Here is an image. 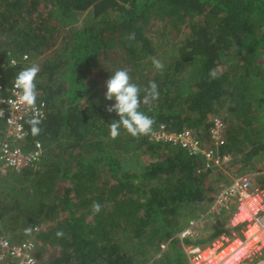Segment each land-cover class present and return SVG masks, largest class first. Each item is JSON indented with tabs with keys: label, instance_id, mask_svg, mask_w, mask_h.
Here are the masks:
<instances>
[{
	"label": "trees",
	"instance_id": "1",
	"mask_svg": "<svg viewBox=\"0 0 264 264\" xmlns=\"http://www.w3.org/2000/svg\"><path fill=\"white\" fill-rule=\"evenodd\" d=\"M82 12L89 23L74 28ZM153 20L165 21L169 34L188 28L172 43V60H159L162 69L152 62ZM25 53L40 68L37 98L47 109L26 120L24 147L39 142L42 153L33 166L0 176V232H19L11 233L15 241L34 236L39 264H183L181 249L168 253L165 242L180 240L192 220L211 218L212 231L184 242L205 245L231 234L235 203L209 212L224 170L153 133L164 124L206 138L220 116L221 156L253 167L264 153V0H0V61ZM118 69L128 71L142 100L150 82L158 85V98L140 106L155 121L149 135L133 137L121 126L110 136L119 116L106 111L115 100L102 89ZM13 76V68L4 70L7 83ZM33 119L41 121L37 136ZM256 184L264 187L263 177ZM59 214L56 225H46Z\"/></svg>",
	"mask_w": 264,
	"mask_h": 264
},
{
	"label": "built area",
	"instance_id": "2",
	"mask_svg": "<svg viewBox=\"0 0 264 264\" xmlns=\"http://www.w3.org/2000/svg\"><path fill=\"white\" fill-rule=\"evenodd\" d=\"M13 60L15 64H12ZM26 67H30L27 53L0 61V110L4 112L0 117V176L11 170L20 171L33 166L42 153L39 142H36L34 150L24 147L28 135L25 122L30 118L44 117L46 102L37 98L34 109L10 103L16 100L13 94L15 77ZM8 68L14 69V76L7 83L4 70ZM211 122L208 138H201L193 128L169 131L164 124L153 133V138L180 145L190 153L202 154L206 167L212 168L227 155L222 157L220 154L225 142L222 136L224 121L220 116H214ZM232 202L235 203V210L229 219V226L233 228L231 234L223 233L205 245L187 243L184 249L189 264H242L254 260L264 249V187L257 185L250 173L243 174L219 192L209 212L220 213L229 209ZM196 222L192 220L180 232L181 239L192 236V227ZM13 237L9 232H0V264H39L32 238L15 241Z\"/></svg>",
	"mask_w": 264,
	"mask_h": 264
},
{
	"label": "clouds",
	"instance_id": "3",
	"mask_svg": "<svg viewBox=\"0 0 264 264\" xmlns=\"http://www.w3.org/2000/svg\"><path fill=\"white\" fill-rule=\"evenodd\" d=\"M128 39L134 40L135 33L130 34ZM152 62L157 69L163 68V64L159 60L153 58ZM15 63L16 61L13 60L12 64ZM39 71V66L33 64L30 67L24 68L16 75L13 82V94L16 96V100L10 103L17 107L26 106L35 108L37 101L35 81ZM209 76L215 79L218 76L217 70H211ZM106 88V99L109 101L115 100V103L109 106L106 111L109 113L115 112L119 116L118 120H113L109 125L112 139H116L120 135L121 126L133 137L146 136L152 133L155 121L140 111V106L141 103L148 104L151 100L158 98V85L155 81L150 82L149 86L144 89L145 96L143 100L140 95V87L131 82L128 71L124 69H118L110 76L106 81ZM3 115V110H0V117ZM40 123L39 119L29 121L33 136L40 134ZM93 209L99 212L100 205L98 203L94 204ZM26 232H31V229H26ZM57 235H62V233H57Z\"/></svg>",
	"mask_w": 264,
	"mask_h": 264
},
{
	"label": "rangeland",
	"instance_id": "4",
	"mask_svg": "<svg viewBox=\"0 0 264 264\" xmlns=\"http://www.w3.org/2000/svg\"><path fill=\"white\" fill-rule=\"evenodd\" d=\"M165 21H160V20H153L152 24L150 25V30H149V35L152 36V39L154 40L155 45L157 46V54H156V59L157 60H161L164 59L165 61L167 60H172V56L175 55L174 51H171V45L173 42H177L178 39H180L181 37H184V35L187 33L188 28L187 26H183L181 25V30L179 29V26H177L175 28V30H173L172 33H167V31L165 30L166 28H169L168 26L164 25ZM89 23V15L87 14V12H82L79 16L77 21L74 23V28H80ZM175 42V43H176ZM147 64L152 68L155 69L154 66H152L149 61H147ZM103 93L106 94L107 89L103 88ZM206 138H208V136H206ZM207 140V139H206ZM209 141V140H207ZM236 159L238 160V157L235 158H231L230 156L227 155L226 158L222 159V162H220L219 167H221L224 170L225 173V178L223 179V181L221 183H225V184H221V188L218 191L217 195L219 194V192L228 184H230V182H232L235 178L242 176L243 174L246 173H250L252 175V178L254 180L255 183H258L261 179V177H263L264 179V153L262 155H259L256 157L255 159V164H253V167L248 168H243L241 166V164H239V162H233V160ZM136 160V155H127L125 157V163L128 167L133 166L134 162ZM129 163V165H128ZM255 165V166H254ZM138 166H144V163L138 165ZM138 166L135 168V171H138ZM255 167V169H254ZM258 167H260V169H257ZM253 169V170H252ZM225 181V182H224ZM216 195V197H217ZM215 197V198H216ZM233 203L230 204V207H232ZM229 207V208H230ZM63 218V215L59 214L58 217H56L53 221H49L48 224H46L47 226H54L56 225V223H58V221H60ZM197 221L196 224L192 227V236L191 238H189V240H195L196 237H200V238H206L209 236L210 232L212 231V223L214 222L211 218H208L207 216L199 219V220H195ZM229 223V222H228ZM190 224V223H189ZM188 224V225H189ZM187 225V226H188ZM186 226V227H187ZM40 229V226H38L35 230V234L36 235ZM236 231L239 232V230L236 228ZM8 233V232H7ZM11 233L15 234L17 232L15 231H11ZM20 234L19 232L17 233V235ZM179 234V233H178ZM177 234V235H178ZM16 236V235H15ZM34 237V236H33ZM30 237V238H33ZM171 240H167L166 243V249L165 251H167L169 253V250H173V249H181V251L184 253V263L183 264H189L188 258L185 254V249L184 246L187 245V242H184L181 240H178L177 242H173L170 244ZM169 242V243H168ZM258 257H256L254 260H248L243 262L242 264H264V249L261 251L260 254L257 255ZM160 263V262H159ZM151 264V263H148ZM171 264H174V262H172Z\"/></svg>",
	"mask_w": 264,
	"mask_h": 264
},
{
	"label": "crops",
	"instance_id": "5",
	"mask_svg": "<svg viewBox=\"0 0 264 264\" xmlns=\"http://www.w3.org/2000/svg\"><path fill=\"white\" fill-rule=\"evenodd\" d=\"M1 226V225H0ZM254 264H257V263H254Z\"/></svg>",
	"mask_w": 264,
	"mask_h": 264
}]
</instances>
